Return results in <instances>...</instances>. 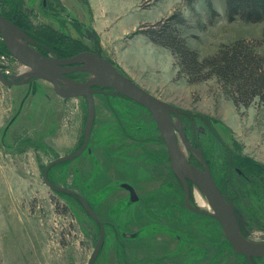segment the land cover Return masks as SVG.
I'll return each mask as SVG.
<instances>
[{
    "label": "rangeland",
    "instance_id": "rangeland-1",
    "mask_svg": "<svg viewBox=\"0 0 264 264\" xmlns=\"http://www.w3.org/2000/svg\"><path fill=\"white\" fill-rule=\"evenodd\" d=\"M18 1L25 27L37 40L54 34L61 42L77 41L74 55L98 51L154 97L193 114L196 131L193 136L187 124V135L204 148L219 181L226 176L229 154L214 133L229 148L234 163L252 161L264 167V107L257 100L246 108L236 107L216 78L188 81L168 49L137 33L178 12L186 20L179 30L187 45L206 57L239 39L257 41L258 51L264 52V23L229 22L224 0H211L214 15L204 0L191 6L185 0ZM90 6L101 12L98 21L108 27L101 37L106 40L103 50L89 28ZM0 68L7 80L23 81L31 74L3 53ZM75 75L77 82L87 77ZM25 85L5 86L15 88L14 114L3 131V147L0 142V264H88L99 226L75 197L50 189L42 179L47 164L80 147L86 101L61 98L50 83L38 78ZM111 93L94 96L95 119L83 153L47 173L50 182L83 196L102 222L105 236L94 264H248L232 250L217 220L187 208L149 112ZM185 155L190 158L189 152ZM251 178L252 184L235 178L240 192L236 203L245 214L243 237L262 244L264 185ZM124 183L135 190L136 202L122 188ZM191 191V205H198L194 191L206 200L195 186ZM255 260L264 264V258Z\"/></svg>",
    "mask_w": 264,
    "mask_h": 264
},
{
    "label": "water",
    "instance_id": "water-1",
    "mask_svg": "<svg viewBox=\"0 0 264 264\" xmlns=\"http://www.w3.org/2000/svg\"><path fill=\"white\" fill-rule=\"evenodd\" d=\"M0 38L9 55L31 71L30 76L23 81L7 80L0 68V82L3 85H23L34 77L50 83L54 93L61 98L83 97L86 101L87 113L80 147L75 152L47 164L42 171V179L50 189L75 197L88 216L99 226L98 239L88 264H94L99 254L105 236L104 226L83 196L69 188L50 182L47 173L56 164L76 158L86 149L95 119L94 96L102 93L101 88L111 89L116 95L136 102L149 112L165 144L171 171L182 185L187 208L195 213L210 216L217 220L232 250L236 254L242 255L248 264H254L255 259L264 258V243L255 244L243 237L234 206L218 190L202 158L201 151L187 142L179 119L177 123H174L172 115L178 118L179 114H184L183 111L154 97L138 86L119 72L98 51H82L68 58L45 56L34 49L35 41L23 29L2 15H0ZM74 72L86 74V80L77 82L68 77L70 73ZM182 149L184 152L193 153L202 163L204 170H200L191 164L186 155L183 154ZM190 184L204 194L211 212L190 204ZM122 187L129 192L132 202L138 200L133 187L129 184H122Z\"/></svg>",
    "mask_w": 264,
    "mask_h": 264
},
{
    "label": "trees",
    "instance_id": "trees-1",
    "mask_svg": "<svg viewBox=\"0 0 264 264\" xmlns=\"http://www.w3.org/2000/svg\"><path fill=\"white\" fill-rule=\"evenodd\" d=\"M185 2L191 6L195 0H185ZM204 2L209 12L214 15L215 10L211 0ZM0 4L5 6L0 5V15L28 32L19 1L0 0ZM224 5L225 16L229 22L240 19L247 23H264V0H224ZM184 24L186 20L176 12L152 26L146 28L142 26L137 33L145 35L151 43L168 49L176 60L178 72L184 74L188 81L199 82L216 78L236 107L246 108L255 100L264 107V52L258 51L260 43L239 39L221 45L212 55L200 57L197 51L187 45L186 39L181 35L179 26ZM33 36L37 39L34 34ZM42 39L44 41L40 42L45 46L43 54L54 53L64 57L74 55L73 50L77 41L61 42L54 34H44ZM54 44L61 49L54 48L52 46ZM0 53L9 55L2 40ZM254 264H257L256 260Z\"/></svg>",
    "mask_w": 264,
    "mask_h": 264
},
{
    "label": "flooded vegetation",
    "instance_id": "flooded-vegetation-1",
    "mask_svg": "<svg viewBox=\"0 0 264 264\" xmlns=\"http://www.w3.org/2000/svg\"><path fill=\"white\" fill-rule=\"evenodd\" d=\"M28 32H26L34 41H35V46H34V49L36 51H38L39 53L43 54L42 51L45 50V46L40 42L38 41L37 39L34 38L33 34L27 29ZM93 38V37H92ZM97 38V37H96ZM95 37H94V39ZM96 43V42H95ZM97 44V43H96ZM101 54V53H100ZM43 55H52V57H57V58H68V57H64V56H58L57 54H54V53H45ZM76 73L78 72H74V73H70L68 75V77L74 79V80H79V78L76 77ZM80 73V72H79ZM87 76V75H86ZM87 78V77H86ZM86 80V79H85ZM27 87H31V85H27ZM102 93H99V94H102L104 96L106 95H109V93L113 92V90L111 89H107V88H101L100 89ZM112 94V93H111ZM122 97V96H121ZM136 103V102H135ZM139 105V104H138ZM141 106V105H140ZM172 106V105H171ZM142 107V106H141ZM174 107V106H173ZM144 108V107H143ZM145 109V108H144ZM178 109V108H177ZM180 110V109H179ZM183 111V110H181ZM184 114H179V117H175L174 115H172V118H173V121L174 123H177V120L179 119L180 123H181V127H182V130H183V133H184V137L185 139L187 140V142L193 146L194 148L198 149L201 151V155H202V158L203 160L205 161L208 169H209V172L214 180V183L215 185L217 186L218 190L220 191V193L222 195H224L228 201H230L233 206H234V211H235V214L237 215L238 219H239V226H240V230H241V233H245L247 232V229L245 227V222H244V217H245V214L243 213V211L241 210V208L237 205L236 201L237 199L239 198L240 196V192L237 188V185L234 184V180L235 178L236 179H240L242 182H246V183H250L252 184V178L251 177H254L255 178V182H259L263 188V185H264V167L261 166L260 164H257L256 162H252L249 164L247 163H242V164H236L234 163V158L232 157V154H231V151L229 150V148L220 140V138L217 136V134H215L212 130V132L214 133V136L216 137V139L218 140V142H220L224 147L225 149H227L228 151V159H227V165H226V176L223 178L222 181H219L217 178H216V175L214 174L213 170H212V167H211V164L208 160V158L205 156L204 154V148L201 147V145L197 144L196 142H194L193 138L192 137H189L187 135V124H189V127H190V130H191V133L195 134V116L193 114H190L188 112H185L183 111ZM205 121V120H204ZM206 125L211 129V126L206 122ZM199 132L202 133L203 130L201 128H199ZM161 138V136H160ZM162 140V138H161ZM162 143L164 144V142L162 141ZM165 146V144H164ZM185 153V152H184ZM190 153V158H188L189 162L191 164H193L195 167H197L198 169L200 170H204L203 169V165L202 163L200 162V160L191 152ZM168 156V155H167ZM169 160V158H168ZM170 164V162H169ZM258 168L259 171H256L255 170V167ZM171 168V167H170ZM263 174V175H262ZM259 176V178L257 177ZM263 176V177H262ZM178 180V179H177ZM126 184V183H124ZM181 184V183H180ZM182 186V185H181ZM132 187V186H131ZM191 187H193V185H189V196L190 194L192 193L191 191ZM123 188V187H122ZM124 189V188H123ZM183 189V188H182ZM126 190V189H125ZM127 191V190H126ZM128 192V191H127ZM184 192V191H183ZM129 193V192H128ZM194 195H195V191H194ZM193 195V197H194ZM130 197V196H129ZM138 197V196H137ZM194 202H195V199H194ZM197 205V204H196ZM198 206V205H197ZM193 212V211H192Z\"/></svg>",
    "mask_w": 264,
    "mask_h": 264
},
{
    "label": "crops",
    "instance_id": "crops-1",
    "mask_svg": "<svg viewBox=\"0 0 264 264\" xmlns=\"http://www.w3.org/2000/svg\"><path fill=\"white\" fill-rule=\"evenodd\" d=\"M60 1L64 2V0H60ZM90 11H92L93 19H92L91 26H89V28L91 29L94 36L96 35V37H97L96 41H97L98 48H100V50H103L106 40L103 42L101 37L104 34H106L108 27L106 26V24H103V23L98 21V16L101 15V12H99L97 8L90 6ZM78 21H79V24L81 26H83V23L80 22V20H78ZM142 38L146 39V41L149 42V40L147 38H145L144 36H142ZM149 43H151V42H149ZM101 56L103 58H106L107 60H109L115 67H117V64L115 65L116 61L114 59L106 57L102 53H101ZM22 87L26 88V85L25 84L18 85V86H16V89H21ZM12 88H15V87H11L7 90V87H5V85H3L0 82V133H1L0 134V142L2 143V147L4 146V141L2 140V137L6 134V133H3V131L7 128L8 124L11 123V120H12V117L14 114V112H13V101H12ZM142 88H144V87H142ZM144 89L147 90L146 88H144Z\"/></svg>",
    "mask_w": 264,
    "mask_h": 264
},
{
    "label": "bare ground",
    "instance_id": "bare-ground-1",
    "mask_svg": "<svg viewBox=\"0 0 264 264\" xmlns=\"http://www.w3.org/2000/svg\"><path fill=\"white\" fill-rule=\"evenodd\" d=\"M182 151H183V149H182ZM183 154H185L184 151H183ZM195 199H196V202L198 203V206L200 209L211 212V208H210L208 202L198 193V191H195Z\"/></svg>",
    "mask_w": 264,
    "mask_h": 264
}]
</instances>
